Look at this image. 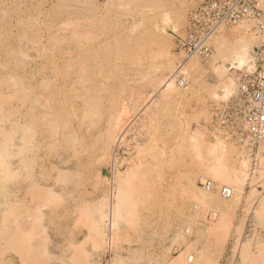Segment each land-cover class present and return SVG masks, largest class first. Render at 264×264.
<instances>
[{
    "label": "rangeland",
    "instance_id": "1",
    "mask_svg": "<svg viewBox=\"0 0 264 264\" xmlns=\"http://www.w3.org/2000/svg\"><path fill=\"white\" fill-rule=\"evenodd\" d=\"M163 2L0 0V264H264V143L248 157L213 118L254 25L179 88L195 0ZM241 39L242 63L219 57Z\"/></svg>",
    "mask_w": 264,
    "mask_h": 264
},
{
    "label": "built area",
    "instance_id": "2",
    "mask_svg": "<svg viewBox=\"0 0 264 264\" xmlns=\"http://www.w3.org/2000/svg\"><path fill=\"white\" fill-rule=\"evenodd\" d=\"M252 22L258 43L250 57V71L229 67L235 89L232 96L214 109V125L248 157H256L264 143V0H195L183 29L174 37L175 71L170 80L179 88L188 84L184 66L193 59H207L213 53L212 40L225 29ZM196 184L206 193L217 191L229 200L233 191L217 187L207 177ZM215 218V215L212 216Z\"/></svg>",
    "mask_w": 264,
    "mask_h": 264
},
{
    "label": "bare ground",
    "instance_id": "3",
    "mask_svg": "<svg viewBox=\"0 0 264 264\" xmlns=\"http://www.w3.org/2000/svg\"><path fill=\"white\" fill-rule=\"evenodd\" d=\"M151 1V0H150ZM154 1V0H153ZM169 2H171V0H164V2L162 3L163 5H168ZM157 3V2H156ZM173 3V2H172ZM157 5H159V3H157ZM157 7V6H156ZM160 7V6H158ZM170 8V7H169ZM157 9V8H155ZM151 11V9H149ZM141 14V13H140ZM246 29V28H245ZM244 36V35H243ZM258 38V37H257ZM223 39V38H222ZM221 40V39H220ZM221 41H224V40H221ZM236 44V43H235ZM226 46V45H224ZM217 53L219 55V57H224V59H226V61H231V60H235L237 61L238 63H242L244 61V58L246 56V52H247V49H248V43L244 40H240L238 41V43L234 46V48L232 49H225L224 47H222V43L220 42L217 46ZM227 47V46H226ZM162 50V49H161ZM164 51V50H163ZM81 53V52H80ZM84 55V53H81ZM80 57V55H79ZM221 59V58H220ZM220 67V66H219ZM165 85V88H164V94H166L165 96H167V94H170V90L171 87L170 86H166ZM174 92V91H173ZM163 95V94H162ZM216 169V168H215ZM189 188V187H188ZM187 188V189H188ZM186 189V188H185ZM187 191V190H186ZM188 192V191H187ZM184 194V193H183ZM189 229V228H188ZM191 259V258H189Z\"/></svg>",
    "mask_w": 264,
    "mask_h": 264
},
{
    "label": "water",
    "instance_id": "4",
    "mask_svg": "<svg viewBox=\"0 0 264 264\" xmlns=\"http://www.w3.org/2000/svg\"><path fill=\"white\" fill-rule=\"evenodd\" d=\"M252 31H253L255 34H257V32H258V31L256 30L255 27L252 28Z\"/></svg>",
    "mask_w": 264,
    "mask_h": 264
}]
</instances>
